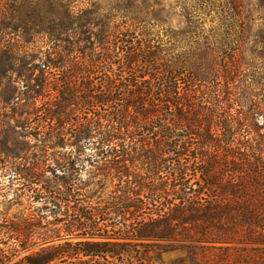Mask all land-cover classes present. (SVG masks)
Returning <instances> with one entry per match:
<instances>
[{
    "label": "trees",
    "instance_id": "trees-1",
    "mask_svg": "<svg viewBox=\"0 0 264 264\" xmlns=\"http://www.w3.org/2000/svg\"><path fill=\"white\" fill-rule=\"evenodd\" d=\"M25 1L0 0V230L62 224L43 243L62 242L12 264H264V56L245 50L264 0H131L79 24L63 0L13 14ZM12 185L28 214L9 215Z\"/></svg>",
    "mask_w": 264,
    "mask_h": 264
},
{
    "label": "rangeland",
    "instance_id": "rangeland-1",
    "mask_svg": "<svg viewBox=\"0 0 264 264\" xmlns=\"http://www.w3.org/2000/svg\"><path fill=\"white\" fill-rule=\"evenodd\" d=\"M131 0H63L64 3H69L72 5V11L73 14L78 17V24L82 23L86 20V17L88 16H100L106 14V10L110 8L111 5H117L122 3H128ZM143 1V0H141ZM155 1V0H151ZM169 2H175L177 0H164ZM256 0H251L252 2H255ZM33 2V3H32ZM151 2V3H153ZM58 0H26L25 3L23 2V5L21 8L16 9L13 11V14L17 16H24V15H37V16H49L54 17L56 14L61 15L63 12L61 8L58 7ZM58 9V10H57ZM81 9H84L82 12ZM81 11V12H80ZM264 11V6H263ZM87 21V20H86ZM60 23V21H59ZM180 23V18H174L172 20L173 26H178ZM57 24V23H52ZM250 28L248 32L246 33V45L245 50L247 53H251V51H254L255 53H262L264 56V13L261 14H255L253 17V21L250 24ZM81 29V28H80ZM87 29V26L82 28V31H85ZM51 41L47 36H43L42 34H39L37 36V41L34 43L37 45L38 49L39 47L44 51L49 45ZM32 44H29L28 47H32ZM41 55V54H40ZM37 61V60H35ZM25 62V61H24ZM264 65V60H263ZM14 78L20 77L19 74L14 73ZM261 82L264 84V69L261 71ZM12 139V138H11ZM29 142V148L30 152H34V149L37 150V141L33 137L26 138ZM13 140H10L9 143H11ZM89 149L86 150L83 154H81V159L86 160V167L84 168L81 176L84 180H88L92 176H90V173L92 170H94L92 167H90L88 163V156H89ZM5 185L8 183L5 179ZM16 188V185H12V189H9L6 187V189L3 190L4 193H6L7 198L9 200H12V204L9 209V215L12 216H21L28 214L27 207L28 202L25 200L22 194H20L21 190L16 193L14 190ZM89 189H92V186H90ZM110 187H106L103 190H98L93 196V200H96L99 195H102V198H107L108 195H110ZM19 195V197H16V195ZM39 210L42 213H48L49 219L55 218L54 215L51 214L50 205L48 204L47 208H43V204H37ZM38 210V209H37ZM57 217H61V215H58ZM62 224H48L46 223H4V227L1 228V233L3 235L2 240L6 242L5 245L8 247L10 254L13 255L15 253V256H12V260L10 264L16 262L17 260H20L26 253L38 251L42 249V247L51 245V244H58L62 242V240L55 239L53 241L43 243V238L49 235H54L55 233H58L56 231L59 227H61ZM65 232H62L64 234ZM73 240H76L75 238ZM25 245H30V249L26 252L21 251L22 247ZM16 249V251H14ZM18 250V251H17ZM160 262L161 264H184L188 262L187 259V253L184 249H175L170 250L166 252H162L160 256Z\"/></svg>",
    "mask_w": 264,
    "mask_h": 264
}]
</instances>
